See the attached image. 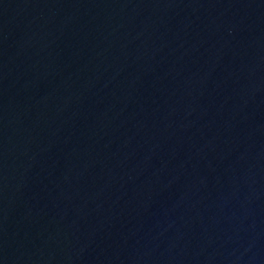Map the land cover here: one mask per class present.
Returning <instances> with one entry per match:
<instances>
[{"label":"water","instance_id":"1","mask_svg":"<svg viewBox=\"0 0 264 264\" xmlns=\"http://www.w3.org/2000/svg\"><path fill=\"white\" fill-rule=\"evenodd\" d=\"M0 264H264V0H0Z\"/></svg>","mask_w":264,"mask_h":264}]
</instances>
